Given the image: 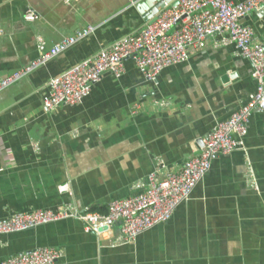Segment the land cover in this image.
<instances>
[{"label":"crops","instance_id":"0c3cea01","mask_svg":"<svg viewBox=\"0 0 264 264\" xmlns=\"http://www.w3.org/2000/svg\"><path fill=\"white\" fill-rule=\"evenodd\" d=\"M237 2L241 0H230ZM148 0H0V81L77 32L78 45L0 92V219L13 212L107 209L140 193L155 168L199 154L204 135L255 95L248 61L232 44L205 43L146 82L129 63L88 97L47 114L49 79L144 22ZM28 10L33 23L23 19ZM264 44V9L242 19ZM139 108L138 110H136ZM135 110V112H133ZM241 145L213 158L189 199L164 223L119 243V224L86 232L76 218L0 236V261L38 247L63 264H264V110Z\"/></svg>","mask_w":264,"mask_h":264},{"label":"built area","instance_id":"2783aa9c","mask_svg":"<svg viewBox=\"0 0 264 264\" xmlns=\"http://www.w3.org/2000/svg\"><path fill=\"white\" fill-rule=\"evenodd\" d=\"M127 1L129 6H134L144 0ZM175 1V6L164 3L136 31L120 35L97 48L90 57L51 77L47 83L48 93L43 99L45 112L49 114L60 106L81 104L91 88L101 82L103 75L121 78L126 73L128 63L141 72L146 82H152L161 71L186 62L191 53L201 49L205 43L217 45L220 41L234 45L237 55L249 62L256 84L254 97L204 135L199 154L180 166L155 168L147 176L145 188L140 193L110 201L105 214H93L88 210L78 213L68 204H62L58 210L13 212L0 219V236L76 218L86 232H93L100 225L118 223V242L131 243L140 234L167 221L176 208L189 199L197 184L208 173L213 158L230 155L241 145L252 113L264 110V44L256 37L254 30L244 26L241 21L251 12L264 9V0ZM23 19L26 23H33L37 14L28 10ZM93 30L77 32L53 51L46 52L2 79L0 92L44 67L54 56L78 45ZM7 166V161L0 163V175ZM63 257L61 250L38 247L9 256L0 264H63Z\"/></svg>","mask_w":264,"mask_h":264},{"label":"water","instance_id":"95a60500","mask_svg":"<svg viewBox=\"0 0 264 264\" xmlns=\"http://www.w3.org/2000/svg\"><path fill=\"white\" fill-rule=\"evenodd\" d=\"M151 3L148 10L143 14L144 21H147L149 18L154 16L157 12L159 7H161L164 3L171 4L172 6L177 5V2L175 0H152L149 1Z\"/></svg>","mask_w":264,"mask_h":264},{"label":"trees","instance_id":"16d2710c","mask_svg":"<svg viewBox=\"0 0 264 264\" xmlns=\"http://www.w3.org/2000/svg\"><path fill=\"white\" fill-rule=\"evenodd\" d=\"M145 1H146V0H145ZM149 1L152 2V0H148V2H149ZM141 2H142V1H141ZM139 3H140V2H139ZM150 5H151V3L149 2L148 5H147V8H149ZM90 212L93 213V214H105V213L107 212V210H105V209H96V208H92Z\"/></svg>","mask_w":264,"mask_h":264}]
</instances>
